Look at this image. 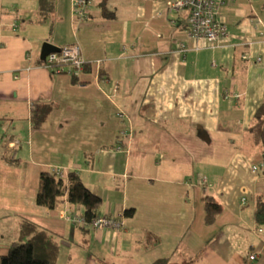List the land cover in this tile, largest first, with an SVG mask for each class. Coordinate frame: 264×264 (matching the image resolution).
Returning a JSON list of instances; mask_svg holds the SVG:
<instances>
[{
    "label": "crops",
    "instance_id": "crops-1",
    "mask_svg": "<svg viewBox=\"0 0 264 264\" xmlns=\"http://www.w3.org/2000/svg\"><path fill=\"white\" fill-rule=\"evenodd\" d=\"M168 1L105 0L110 18L93 0L78 22L72 0L47 21L39 0H0V263L28 219L58 236L57 264H264V159L248 133L264 100V0L225 1L219 48L187 37L186 13L172 24ZM46 42L79 45L83 72L41 66ZM59 167L119 232L75 226L66 198L37 205L41 174ZM207 196L222 206L211 225Z\"/></svg>",
    "mask_w": 264,
    "mask_h": 264
},
{
    "label": "trees",
    "instance_id": "trees-1",
    "mask_svg": "<svg viewBox=\"0 0 264 264\" xmlns=\"http://www.w3.org/2000/svg\"><path fill=\"white\" fill-rule=\"evenodd\" d=\"M100 6L104 15L111 18L112 15L107 14L105 0H101ZM53 10L54 0H39V15L42 21H47ZM39 63L42 64L43 61ZM73 77L76 79L77 76ZM52 109L51 104L36 106L32 115L34 127H40L49 117ZM248 133L254 144L261 148L264 159V100L254 115V122ZM65 198L70 204L81 209V213L76 212L82 215L88 223L100 216L102 199L87 188L76 173L71 172L68 178L64 179L57 177L52 171L43 172L36 196L37 205L48 210H56L60 208ZM204 204L205 222L211 225L221 213L222 206L210 196L205 198ZM124 215L132 217L134 210L129 209ZM255 218L258 223L264 224V202L258 203ZM59 252L60 240L55 233L31 220L22 219L19 225V238L1 257L0 264H57ZM152 264H168V259H159Z\"/></svg>",
    "mask_w": 264,
    "mask_h": 264
},
{
    "label": "built area",
    "instance_id": "built-area-1",
    "mask_svg": "<svg viewBox=\"0 0 264 264\" xmlns=\"http://www.w3.org/2000/svg\"><path fill=\"white\" fill-rule=\"evenodd\" d=\"M93 0H72V13L76 21L83 22L88 17V9ZM227 0H169L166 12L172 17V24L176 25L175 17L186 13V35L192 40H203L212 48H219L228 40L229 33L225 22L219 16V9ZM184 49V47H183ZM31 59V58H29ZM248 57L244 56V60ZM86 65L80 46L70 45L60 49L58 53L49 54L41 66L55 74L67 72L71 76H79ZM124 135V134H122ZM254 167V171H257ZM57 177L67 179L68 173L64 168L51 170ZM205 184V181H203ZM66 219L79 228H89L95 231L111 230L115 233L123 228L122 220L110 216H99L88 223L76 210L66 215ZM252 261L257 259L254 254Z\"/></svg>",
    "mask_w": 264,
    "mask_h": 264
},
{
    "label": "water",
    "instance_id": "water-1",
    "mask_svg": "<svg viewBox=\"0 0 264 264\" xmlns=\"http://www.w3.org/2000/svg\"><path fill=\"white\" fill-rule=\"evenodd\" d=\"M60 49L61 48H58L55 45L46 42L42 46L40 59L44 61L49 54L58 53L60 52Z\"/></svg>",
    "mask_w": 264,
    "mask_h": 264
}]
</instances>
